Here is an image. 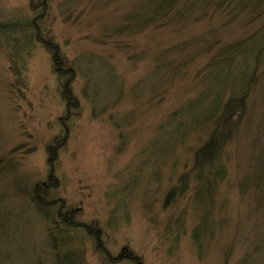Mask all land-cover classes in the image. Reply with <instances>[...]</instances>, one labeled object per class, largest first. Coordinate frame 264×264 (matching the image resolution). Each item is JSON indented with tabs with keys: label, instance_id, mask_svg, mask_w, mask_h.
Segmentation results:
<instances>
[{
	"label": "rangeland",
	"instance_id": "rangeland-1",
	"mask_svg": "<svg viewBox=\"0 0 264 264\" xmlns=\"http://www.w3.org/2000/svg\"><path fill=\"white\" fill-rule=\"evenodd\" d=\"M144 1L0 0V264L263 261L264 13L141 22ZM215 129L222 174L197 198L194 152ZM48 181L49 219L33 203Z\"/></svg>",
	"mask_w": 264,
	"mask_h": 264
},
{
	"label": "trees",
	"instance_id": "trees-1",
	"mask_svg": "<svg viewBox=\"0 0 264 264\" xmlns=\"http://www.w3.org/2000/svg\"><path fill=\"white\" fill-rule=\"evenodd\" d=\"M263 0H145L143 2L144 4V14L145 16H141L140 21H147L149 17L154 18H160V17H167V15H174L175 13L179 16L186 15L187 12H192L195 9L199 8L198 10L205 9V6L209 7H221L222 5H226L227 8H230L232 12L234 10L243 8L245 10H248L250 12H253L255 14L261 12L264 13V5ZM206 7V8H207ZM190 12V13H191ZM260 14V13H259ZM33 24V23H32ZM261 30V29H260ZM264 34V30H263ZM255 46H257L256 49V55H254V61H258L257 59L260 57V55L264 51V36L260 38L259 42L257 41V44L255 43ZM46 47L52 52V58L55 62V64L59 63L60 59L58 57V49L56 46L51 47L50 45H46ZM70 80V79H69ZM63 93H68V86L67 83L64 85ZM246 92H243L240 98H230L224 103V109L225 111L233 112L238 107H242L244 105V101L246 102ZM235 101H237L235 103ZM218 130H214L207 139L196 149L194 152V160H193V171H195V178H196V184L194 186V194L197 198H201L203 194H207L208 191H211L213 189V178L216 175H219L222 171V167L217 162L220 160L221 155V149H222V143L224 140L229 136L230 132L227 134L219 133ZM260 157L258 162L259 164H263L264 160V148L260 150ZM263 151V154H262ZM49 152V158L48 161L54 162L56 152L55 150L52 151V149H48ZM258 163L255 167L254 172L251 174V181L254 183V185H258V178H257V171L258 170ZM216 174V175H214ZM222 174V173H221ZM212 177V179L210 178ZM49 181L47 183H41L36 184L34 186L33 190V203L42 211H44V217L49 219V216H51L50 210H48V207H44V197L47 198V191H48V185ZM257 187V186H256ZM176 192V188L173 187L169 192V197H171ZM261 200L264 201V192H262ZM48 199V198H47ZM44 202V203H43ZM46 204V203H45ZM49 204V203H48ZM48 206H51L50 204ZM56 217L57 220L60 221L61 225L64 227H70L75 226L73 221V214L69 211H61V207H59L56 211ZM57 224V223H56ZM55 224V226L58 228V226ZM89 233H93L88 230ZM51 233V232H49ZM96 235V239L98 240V233H94ZM264 244V239L261 240ZM260 246L255 247V249H252L253 253L258 252ZM125 250V248H124ZM122 255L125 257H128L132 261H134L135 264H141L140 259L137 256L132 255L130 252H122ZM260 258H262L263 261H261L260 264H264V254H260ZM54 264H62L63 260H53Z\"/></svg>",
	"mask_w": 264,
	"mask_h": 264
}]
</instances>
